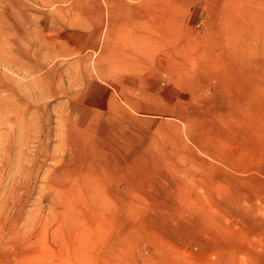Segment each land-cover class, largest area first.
I'll use <instances>...</instances> for the list:
<instances>
[{
    "label": "rangeland",
    "instance_id": "rangeland-1",
    "mask_svg": "<svg viewBox=\"0 0 264 264\" xmlns=\"http://www.w3.org/2000/svg\"><path fill=\"white\" fill-rule=\"evenodd\" d=\"M0 264H264V0H0Z\"/></svg>",
    "mask_w": 264,
    "mask_h": 264
}]
</instances>
